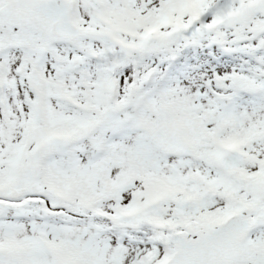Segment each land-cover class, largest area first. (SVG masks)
Here are the masks:
<instances>
[{"label": "snow or ice", "instance_id": "6c2138e0", "mask_svg": "<svg viewBox=\"0 0 264 264\" xmlns=\"http://www.w3.org/2000/svg\"><path fill=\"white\" fill-rule=\"evenodd\" d=\"M0 264H264V0H0Z\"/></svg>", "mask_w": 264, "mask_h": 264}]
</instances>
